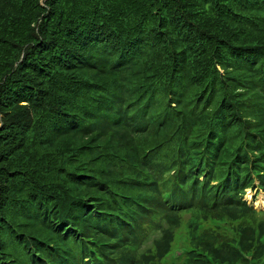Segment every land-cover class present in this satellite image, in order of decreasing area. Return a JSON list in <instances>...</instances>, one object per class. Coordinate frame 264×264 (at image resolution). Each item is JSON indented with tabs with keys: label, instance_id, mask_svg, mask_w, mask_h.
<instances>
[{
	"label": "trees",
	"instance_id": "obj_1",
	"mask_svg": "<svg viewBox=\"0 0 264 264\" xmlns=\"http://www.w3.org/2000/svg\"><path fill=\"white\" fill-rule=\"evenodd\" d=\"M247 188L264 0H0V264H264Z\"/></svg>",
	"mask_w": 264,
	"mask_h": 264
},
{
	"label": "rangeland",
	"instance_id": "obj_2",
	"mask_svg": "<svg viewBox=\"0 0 264 264\" xmlns=\"http://www.w3.org/2000/svg\"><path fill=\"white\" fill-rule=\"evenodd\" d=\"M254 193H255L254 190L248 189L246 191L245 197L248 199V201L255 200L256 198H258L255 205L258 207L264 208V190H258V192L255 194V196H254ZM183 238H184V236L181 235L180 240L177 243V245L173 246L172 251H171L170 255L168 256L170 261H177L179 259V257H176L174 255V253L176 250L181 249L182 246L184 245L185 241L182 243Z\"/></svg>",
	"mask_w": 264,
	"mask_h": 264
},
{
	"label": "clouds",
	"instance_id": "obj_3",
	"mask_svg": "<svg viewBox=\"0 0 264 264\" xmlns=\"http://www.w3.org/2000/svg\"><path fill=\"white\" fill-rule=\"evenodd\" d=\"M248 189H250V188H247V190ZM246 198V197H245ZM247 199V198H246ZM248 200V199H247ZM254 200H250L249 202H253ZM253 204V203H252ZM253 206H254V204H253ZM255 208H257V209H264L263 207H256V205L254 206ZM182 249V248H181ZM181 249H178V250H176L175 251V253H174V255L176 256V257H178L179 255H180V251H181Z\"/></svg>",
	"mask_w": 264,
	"mask_h": 264
},
{
	"label": "bare ground",
	"instance_id": "obj_4",
	"mask_svg": "<svg viewBox=\"0 0 264 264\" xmlns=\"http://www.w3.org/2000/svg\"><path fill=\"white\" fill-rule=\"evenodd\" d=\"M256 207H258V206H256Z\"/></svg>",
	"mask_w": 264,
	"mask_h": 264
},
{
	"label": "water",
	"instance_id": "obj_5",
	"mask_svg": "<svg viewBox=\"0 0 264 264\" xmlns=\"http://www.w3.org/2000/svg\"><path fill=\"white\" fill-rule=\"evenodd\" d=\"M255 206V205H254Z\"/></svg>",
	"mask_w": 264,
	"mask_h": 264
}]
</instances>
